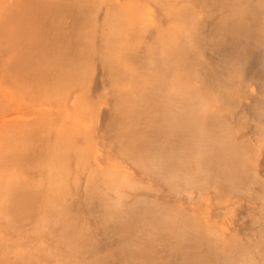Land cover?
I'll use <instances>...</instances> for the list:
<instances>
[{"label": "bare ground", "instance_id": "bare-ground-1", "mask_svg": "<svg viewBox=\"0 0 264 264\" xmlns=\"http://www.w3.org/2000/svg\"><path fill=\"white\" fill-rule=\"evenodd\" d=\"M0 264H264V0H0Z\"/></svg>", "mask_w": 264, "mask_h": 264}]
</instances>
